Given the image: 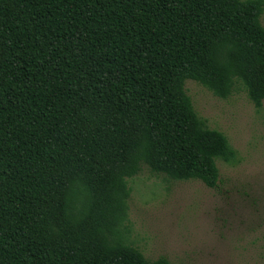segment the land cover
Here are the masks:
<instances>
[{"label":"trees","instance_id":"trees-1","mask_svg":"<svg viewBox=\"0 0 264 264\" xmlns=\"http://www.w3.org/2000/svg\"><path fill=\"white\" fill-rule=\"evenodd\" d=\"M264 0H0V264H169L123 242L144 162L234 157L184 90L264 99Z\"/></svg>","mask_w":264,"mask_h":264},{"label":"rangeland","instance_id":"rangeland-1","mask_svg":"<svg viewBox=\"0 0 264 264\" xmlns=\"http://www.w3.org/2000/svg\"><path fill=\"white\" fill-rule=\"evenodd\" d=\"M264 27V11L260 15ZM198 117L234 151L216 159L214 187L173 179L141 162L127 178L123 242L169 264H264V99L255 107L239 81L226 97L186 79Z\"/></svg>","mask_w":264,"mask_h":264}]
</instances>
